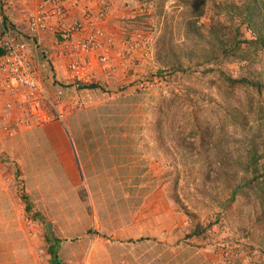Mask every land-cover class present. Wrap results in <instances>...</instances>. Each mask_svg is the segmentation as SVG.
I'll return each instance as SVG.
<instances>
[{
    "label": "crops",
    "instance_id": "obj_1",
    "mask_svg": "<svg viewBox=\"0 0 264 264\" xmlns=\"http://www.w3.org/2000/svg\"><path fill=\"white\" fill-rule=\"evenodd\" d=\"M42 1L62 5L68 23L88 14L103 31L100 49L87 56L97 87H66L62 120H33L24 128L10 123L16 110L6 105L17 108L18 97L0 82V252L8 258L1 264H219L218 256L187 242L183 218L164 192L157 135L145 129L161 91L127 85L122 43L136 29L131 35L121 29L129 15L122 1L0 0V33L3 14L30 49L35 76L52 90L69 80V60L54 55L53 33L27 35V16ZM101 53L111 77L97 62ZM39 160L51 162L50 184Z\"/></svg>",
    "mask_w": 264,
    "mask_h": 264
},
{
    "label": "trees",
    "instance_id": "obj_2",
    "mask_svg": "<svg viewBox=\"0 0 264 264\" xmlns=\"http://www.w3.org/2000/svg\"><path fill=\"white\" fill-rule=\"evenodd\" d=\"M165 2L159 0L160 15ZM177 5L182 6V20L175 23L176 27L184 26L187 31L200 28L198 20L208 5L214 10L210 34L215 42L205 41L210 49L201 47L203 53L195 52L193 56L196 64L206 67L203 75L211 73L216 76L210 83L217 85L222 103L200 101L209 104L203 106L188 93L182 98L173 88V95L163 98L161 107H158L153 131L160 140L165 126L172 134L173 129L180 127V124L174 125L175 116L170 108H180L178 102L181 100L186 107L181 127H187L189 132L184 137L174 134L175 144L181 147L179 164L183 174L181 171L176 173L170 185L171 198L180 204L177 188L192 183L199 196L217 204L216 220L222 213L246 214L249 222L242 230L258 241L260 258L256 264H264V0H178ZM221 8L228 24L220 21ZM173 18L171 15L157 21L160 33L154 43L155 58L171 68L170 75L179 71L174 66L181 65L174 50ZM2 24H7L3 14ZM247 29L252 34L245 35ZM196 48L192 46V49ZM187 54L190 53L182 55ZM187 56L189 60L193 59ZM226 63L235 64L238 76L219 68ZM179 72L188 76L185 70ZM96 87L93 84L83 86ZM180 178L184 180L181 187ZM216 183L223 186L224 196H219L213 188L209 189ZM243 208L246 209L241 211ZM205 230V226L197 223L189 235L204 236ZM47 239L50 240L49 236ZM49 253L53 255L54 251L49 248Z\"/></svg>",
    "mask_w": 264,
    "mask_h": 264
},
{
    "label": "rangeland",
    "instance_id": "obj_3",
    "mask_svg": "<svg viewBox=\"0 0 264 264\" xmlns=\"http://www.w3.org/2000/svg\"><path fill=\"white\" fill-rule=\"evenodd\" d=\"M121 1L124 4L125 12L129 13L128 16L124 17V24L121 27L123 32L129 33L131 35L134 33L135 28L136 32L132 36L133 38L136 37V34H141V38L148 39V41L151 43L148 52L144 48L143 50L139 51V53L143 52L144 56L138 60L137 66L134 70L136 74L143 72L156 80L153 88L145 90L160 88L161 91V96L158 102L153 108H149L151 112L149 113L147 121L150 122L146 124L145 129L147 131L154 130V121L158 116V107H161L162 100H164L163 98L173 95L171 92V89L173 88H175V92L178 93L182 98L187 96L188 93L195 101H199L200 105H209L207 103L203 104L200 101H214L221 104L222 98L219 94L217 85L210 83V81L214 80L216 76L212 75L211 73L203 75L202 72L206 71V67L196 64L197 60L193 56V53L195 52L200 54L203 53L201 47L204 48V50L210 49V46L204 43L205 41L209 40L215 42L212 35L210 34L213 18L215 16L211 5H208L205 8V13L198 20V26H200V28L194 29L193 31H187L182 25V27L179 29H177V27H180V25L176 27L177 22L182 20V15L180 14L182 6L177 5L178 0H166L163 6L162 15L159 14V0H145L146 10L145 8H140L139 0ZM110 5H114L113 2H110ZM222 10L223 8H221L220 21H222L223 24H228V21L225 20L222 14ZM171 15H174L173 23L175 25V29L173 31L175 42L174 50L178 53V59L181 64L179 67H174L179 71H187L188 76L186 77L179 71L170 75L171 73H169V71L171 68L159 63L155 58L156 47L154 43L156 42L160 33V28L157 21H163L166 19V16L168 17ZM247 30L245 31V35L248 36ZM193 45L197 46V48L192 49ZM146 52L148 53L147 55H145ZM186 53H190L187 55H190V58L192 57L193 59L189 60L187 55H182ZM144 63L146 67L139 69ZM208 67H210V65ZM217 67L218 66H216V68ZM219 68L226 70L233 76H238V71L234 63H226L220 65ZM127 85L133 86L131 81L127 82ZM145 90L135 89V91ZM178 105H180V108L178 106L174 109L170 108L171 111L173 110V114L175 116L174 125L177 126L180 124L179 128L176 127L175 130L173 129V132L174 134L176 133V136L178 137H184L187 136V133L189 132V129H186L187 127H181L185 120L184 116L186 114V107L183 100L178 102ZM164 124L166 125L167 122ZM185 125L186 124H184V126ZM164 129L165 131L161 134L162 139L160 140L155 138V142L157 145L156 148H158L157 151L159 152L158 155L160 157L158 162L160 167L161 164H163L162 172L166 179L163 183V186L165 185L164 192L168 194L167 196L171 197L170 185L173 183L176 173L181 171L183 174V169L181 168V164H179V152H181V147L175 144L176 140H174L175 136L172 134V131H169V129L167 130V126H165ZM228 135H231L230 131L228 132ZM38 164L43 166V169L40 172L44 174V180H46L49 184L50 181L53 182L54 177L50 171L51 162L49 161L44 163L39 160ZM178 182L179 187H181L184 180L180 178ZM167 183L168 185L166 186ZM163 186L161 185L159 189H161ZM211 186L209 189L213 188L215 193H217L219 196H224L223 186L221 184L216 183L213 185V187ZM177 190V194L181 203L177 204L172 198L170 199L171 203L175 207V210H177V212L180 214L179 220H181V216L183 218L180 231L185 233L184 235L187 242H191L192 244L207 250L206 253L209 255L214 254L218 256L217 258L219 264H256V262L259 261L260 254L258 251V241L256 238L247 235L242 230L243 226L248 225L249 220H247L246 214H240L238 210V214L235 212V207L237 204H235L232 210L235 212V215L222 213L221 217L216 220L219 211L217 204L208 198L199 196L194 184L189 183L187 187L184 186L182 189L177 188ZM245 209L246 208L240 210L244 211ZM29 221L30 220L28 218L23 220L25 223L23 226L26 227L27 231V240L30 238L28 235L31 231ZM197 223L206 227L204 236L189 235L194 230ZM7 260L8 258L4 257L3 253L0 252V264L3 263L2 261L5 262ZM27 264H33V262H30L29 260Z\"/></svg>",
    "mask_w": 264,
    "mask_h": 264
},
{
    "label": "built area",
    "instance_id": "obj_4",
    "mask_svg": "<svg viewBox=\"0 0 264 264\" xmlns=\"http://www.w3.org/2000/svg\"><path fill=\"white\" fill-rule=\"evenodd\" d=\"M140 8H145L146 1L139 0ZM103 16V13H100ZM54 20L50 25L48 18ZM49 31L54 34V55L57 58L66 57L69 60V80L56 90L50 89L35 76L34 62L30 49L25 41L17 38L11 32L9 25L2 29L0 35V82L3 90H7L18 97V106L14 108L12 103L6 105L7 109H14L16 113L10 123L17 127H29L36 120L39 123L50 120H62L66 104L64 101L66 87L81 90L84 85L91 84L96 69L87 56L98 52L99 41L104 36L102 30L95 27L93 18L85 15V20L79 23H68L66 13L60 4L47 5L39 2L35 9L27 16V35L31 38L39 33ZM248 34H252L247 30ZM151 43L148 39L136 34L131 41L123 42L124 67L132 77L131 83L134 89L145 90L153 88L155 79L146 73L136 74L135 68L140 59L137 53L146 49L148 52ZM145 53L147 55L148 53ZM141 57L144 56V53ZM97 62L103 66V73L107 77L112 76V65H109V57L106 53L96 56ZM70 111L75 112L74 108Z\"/></svg>",
    "mask_w": 264,
    "mask_h": 264
},
{
    "label": "clouds",
    "instance_id": "obj_5",
    "mask_svg": "<svg viewBox=\"0 0 264 264\" xmlns=\"http://www.w3.org/2000/svg\"><path fill=\"white\" fill-rule=\"evenodd\" d=\"M6 25H8V24H6ZM2 26H3V28H5V27H6V26H4L3 24H2ZM3 28H2V29H3ZM249 30H250V29H249ZM247 33H248V32H247ZM0 35H1V33H0ZM82 89H83V88H82Z\"/></svg>",
    "mask_w": 264,
    "mask_h": 264
}]
</instances>
